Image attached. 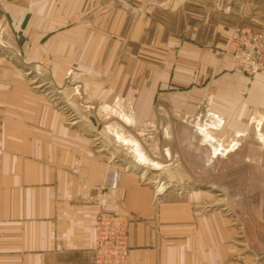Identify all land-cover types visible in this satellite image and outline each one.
Here are the masks:
<instances>
[{"label":"crops","instance_id":"obj_1","mask_svg":"<svg viewBox=\"0 0 264 264\" xmlns=\"http://www.w3.org/2000/svg\"><path fill=\"white\" fill-rule=\"evenodd\" d=\"M100 4L101 0H0V63L7 67L0 76V264H90L94 220L101 210L128 217V264H264L262 203L256 215L246 218L238 213L235 218L244 226L242 238L257 247L261 242L259 250L246 242V255L232 261L239 255L237 230H226L225 215L199 211L211 195L207 189H196L187 201L176 190H167L163 200L155 202L152 186L141 179L145 172L123 170L120 185L104 186L109 169H117L96 146H113L120 136L111 132L112 118L102 119L97 112L95 117L106 124L101 127L88 119L87 89H80V83L109 82L102 91L98 87L106 84L99 82L92 89L94 95L102 92L107 103L124 93L129 75L121 76L122 69L115 68L109 76H96L93 66L103 62L112 29H117L115 23L108 31L99 25ZM190 44L188 51L197 53L198 47ZM188 60L164 74V85L171 81L189 88L177 90L179 99L171 112L180 116L206 111L219 130H231L233 144L246 145L237 158L250 162L244 165V175H235L259 182L264 121L261 129L256 121L264 117V78L248 80L234 69L217 72L214 64L206 66L203 75V69H192L196 60ZM28 70L34 76H23ZM79 94L83 101L76 99ZM128 95L132 96L126 88ZM203 98L208 99L206 106ZM106 106L107 118L117 107ZM69 111L76 112V119H69ZM247 135L256 136L251 141ZM171 165L170 176L186 177L177 163ZM227 205L232 200L227 199Z\"/></svg>","mask_w":264,"mask_h":264},{"label":"rangeland","instance_id":"obj_2","mask_svg":"<svg viewBox=\"0 0 264 264\" xmlns=\"http://www.w3.org/2000/svg\"><path fill=\"white\" fill-rule=\"evenodd\" d=\"M99 9L102 11L99 25L107 26L108 31L115 23L117 29H112V41L103 52V62L93 66L99 72L96 76H109L119 68L122 69L121 76L127 72L129 77L126 85L122 83L125 85L124 93L112 96L107 103L100 96V91L109 82L98 81L106 85H102V89L98 87L100 91L96 95L92 89L98 82L80 83L83 85L80 89H87V97L84 100L79 94L76 99L88 103L85 109L88 119L101 127L106 124L95 117L97 112L102 119L112 118L111 132L120 136L113 146L96 147H101L99 150L107 153L116 164L118 174L122 170L139 172V175L144 171L141 179L152 186L155 202L163 200L161 197L167 190H176L177 195L187 201L196 189H207L211 195L199 211L213 216L225 215L224 218L229 219L225 224L226 230L230 226L237 230L235 243L238 244L236 253L239 255L231 258L232 261L246 255L248 247L244 244L247 241L242 238L245 229L235 223V218L238 213L247 218L260 211L258 204H264V169L256 183H253V178L236 176L238 171L244 175L246 171L243 168L250 165L249 160L236 156L241 154L238 150L241 148L242 151L246 145H234L232 131L219 130L206 111L174 115L171 108L174 100L179 99L175 93L189 88L184 89L178 82L171 81L170 85H164L163 78L165 73H173L177 63L187 64L188 57L196 60L192 69L204 71L206 66L209 68L214 64L217 72L234 69L246 75L248 80L255 76L264 78L261 71H256V66L264 69V0H101ZM162 28H165L164 34ZM190 42L198 47L197 53L188 51ZM5 68L0 63V76H4ZM222 68H226L225 71ZM195 72L191 71L190 75ZM205 73L206 70L203 75ZM23 74L34 76L30 70ZM37 76L44 75L38 73ZM158 76L161 79L157 81ZM71 83L77 85L76 80H71ZM126 88L132 96H125ZM207 100L203 98L202 106L207 105ZM109 103L117 108L106 118L103 112ZM66 114L70 120L76 119L75 111ZM261 114L263 116L264 112ZM258 121H264V117H259L256 123ZM212 125L216 128L212 129ZM260 133L264 137V133ZM255 136L247 135V138L252 141ZM220 139H223L222 143ZM215 146H218V151H215ZM174 163L182 169L186 176L184 179L170 176V168H174L170 164ZM262 165L264 167V161ZM118 181L120 185V175ZM108 183L104 186L108 187ZM247 188L248 194L244 197ZM227 199L232 200L229 207ZM261 213L264 215V207ZM120 215L129 222L126 215ZM247 244L259 250L255 242Z\"/></svg>","mask_w":264,"mask_h":264},{"label":"built area","instance_id":"obj_3","mask_svg":"<svg viewBox=\"0 0 264 264\" xmlns=\"http://www.w3.org/2000/svg\"><path fill=\"white\" fill-rule=\"evenodd\" d=\"M257 70L264 75V69L256 66ZM118 178L117 170L110 168L108 186H117ZM94 228L95 242L90 249V264H128L130 254L128 220L120 214L101 210L95 217Z\"/></svg>","mask_w":264,"mask_h":264},{"label":"bare ground","instance_id":"obj_4","mask_svg":"<svg viewBox=\"0 0 264 264\" xmlns=\"http://www.w3.org/2000/svg\"><path fill=\"white\" fill-rule=\"evenodd\" d=\"M257 127H258V129H261L260 127H262V124H261L260 121L257 123ZM260 132H263V131L261 130ZM262 137H263V136H262Z\"/></svg>","mask_w":264,"mask_h":264}]
</instances>
